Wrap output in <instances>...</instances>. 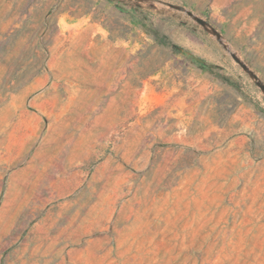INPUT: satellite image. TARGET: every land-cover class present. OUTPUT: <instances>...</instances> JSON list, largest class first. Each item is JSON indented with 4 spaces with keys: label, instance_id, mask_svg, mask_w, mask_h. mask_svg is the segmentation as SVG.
I'll list each match as a JSON object with an SVG mask.
<instances>
[{
    "label": "rangeland",
    "instance_id": "374dc122",
    "mask_svg": "<svg viewBox=\"0 0 264 264\" xmlns=\"http://www.w3.org/2000/svg\"><path fill=\"white\" fill-rule=\"evenodd\" d=\"M0 264H264V0H0Z\"/></svg>",
    "mask_w": 264,
    "mask_h": 264
},
{
    "label": "water",
    "instance_id": "95a60500",
    "mask_svg": "<svg viewBox=\"0 0 264 264\" xmlns=\"http://www.w3.org/2000/svg\"><path fill=\"white\" fill-rule=\"evenodd\" d=\"M206 27H209L208 25H206Z\"/></svg>",
    "mask_w": 264,
    "mask_h": 264
}]
</instances>
